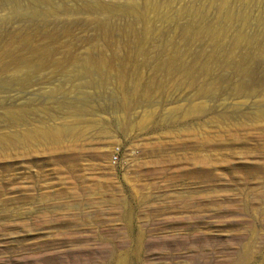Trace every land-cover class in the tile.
I'll list each match as a JSON object with an SVG mask.
<instances>
[{
  "label": "rangeland",
  "instance_id": "obj_1",
  "mask_svg": "<svg viewBox=\"0 0 264 264\" xmlns=\"http://www.w3.org/2000/svg\"><path fill=\"white\" fill-rule=\"evenodd\" d=\"M264 0H0V264H263Z\"/></svg>",
  "mask_w": 264,
  "mask_h": 264
},
{
  "label": "bare ground",
  "instance_id": "obj_2",
  "mask_svg": "<svg viewBox=\"0 0 264 264\" xmlns=\"http://www.w3.org/2000/svg\"><path fill=\"white\" fill-rule=\"evenodd\" d=\"M264 264V263H263Z\"/></svg>",
  "mask_w": 264,
  "mask_h": 264
}]
</instances>
